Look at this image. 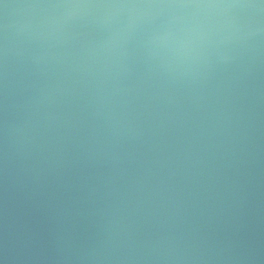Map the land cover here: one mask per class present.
Here are the masks:
<instances>
[{
	"label": "water",
	"instance_id": "water-1",
	"mask_svg": "<svg viewBox=\"0 0 264 264\" xmlns=\"http://www.w3.org/2000/svg\"><path fill=\"white\" fill-rule=\"evenodd\" d=\"M0 264H264V0H0Z\"/></svg>",
	"mask_w": 264,
	"mask_h": 264
}]
</instances>
